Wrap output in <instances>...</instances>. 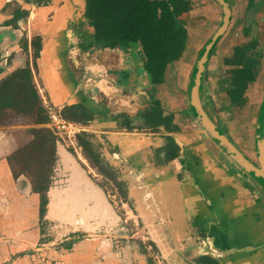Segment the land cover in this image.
I'll list each match as a JSON object with an SVG mask.
<instances>
[{
    "label": "flooded vegetation",
    "instance_id": "1",
    "mask_svg": "<svg viewBox=\"0 0 264 264\" xmlns=\"http://www.w3.org/2000/svg\"><path fill=\"white\" fill-rule=\"evenodd\" d=\"M0 6V89L19 82L29 95L31 87L46 120L35 126L25 112H11L0 129L26 128L34 138L44 128L54 140L37 145L40 161L14 164L16 175L7 164L13 179L29 177L38 196L36 248L59 251L54 264H264V161L256 145L264 0ZM199 62L196 102L215 134L199 124L190 101ZM73 97L89 109L66 105ZM46 103L69 128L63 140L49 127ZM233 114L252 116L243 143L230 126ZM234 150L256 173L236 165ZM53 209L61 211L55 222L45 219Z\"/></svg>",
    "mask_w": 264,
    "mask_h": 264
},
{
    "label": "crops",
    "instance_id": "2",
    "mask_svg": "<svg viewBox=\"0 0 264 264\" xmlns=\"http://www.w3.org/2000/svg\"><path fill=\"white\" fill-rule=\"evenodd\" d=\"M4 45L1 43L0 47ZM15 59L10 62L12 65L16 64ZM22 144L16 143L8 131L0 129V243L7 242L6 249L0 252V264H38L41 260L54 264L52 259L57 257L59 251L52 247H43L42 251L35 246L38 196L32 193L29 177L13 179L5 161ZM58 190L53 188L50 191L52 202L59 193ZM45 216V219L55 222L56 218L61 217V211L53 209Z\"/></svg>",
    "mask_w": 264,
    "mask_h": 264
},
{
    "label": "trees",
    "instance_id": "3",
    "mask_svg": "<svg viewBox=\"0 0 264 264\" xmlns=\"http://www.w3.org/2000/svg\"><path fill=\"white\" fill-rule=\"evenodd\" d=\"M0 90V127L6 126L8 118L7 116L11 112L13 114L17 112H25V114L29 115L30 123L35 126L46 122L45 118L38 113L41 109H39V106L37 105V102L31 93V87L28 88V95L27 90L24 89V86L21 83H11L7 81ZM62 119H64V117H62ZM53 141L52 134L48 130L44 128H38L36 130V136L29 144L18 149L11 156H7L6 161L9 165L12 175H16L14 164H22L25 161H30L32 163V161H40L42 159V157L38 155L39 149H35L38 144H52ZM44 163L47 165L39 169L37 174L40 180V192L43 191L48 184L46 176L50 168L51 160H46ZM25 169L28 170L29 168L26 166ZM35 184L36 185L34 189L37 190L38 182Z\"/></svg>",
    "mask_w": 264,
    "mask_h": 264
},
{
    "label": "water",
    "instance_id": "4",
    "mask_svg": "<svg viewBox=\"0 0 264 264\" xmlns=\"http://www.w3.org/2000/svg\"><path fill=\"white\" fill-rule=\"evenodd\" d=\"M204 61V60H202ZM203 67H202V63L199 62L198 64V68L197 71L195 72V78L194 81L191 85V94L190 96V101L192 103V107L193 110L195 111V113H197V118L199 120V124L206 128V130H208L209 132L215 134V130L212 129V125H210V123L207 121V116L205 115V113H203L200 108L198 107V102L197 101V97H199L200 94L203 93V89H202V80H203ZM192 95V96H191ZM56 104V103H55ZM66 105L69 104H76L79 106H82L86 109H89V106L87 105L86 101L84 99H81L79 97H73L72 100H68L67 102H65ZM70 130L78 133V132H85L84 128H79L74 126L73 124H71L70 122L68 123ZM263 128H264V106L261 110V115L259 118V124H258V131H257V137H256V145H257V151H258V155L260 156V160L261 162L264 161V156H263ZM216 140L220 141V138L218 139L216 136H214ZM230 150V149H229ZM234 161L236 163V165L242 169L244 172H254L256 173V169L255 167L249 163L244 157H242V155L237 154L236 150H234Z\"/></svg>",
    "mask_w": 264,
    "mask_h": 264
},
{
    "label": "rangeland",
    "instance_id": "5",
    "mask_svg": "<svg viewBox=\"0 0 264 264\" xmlns=\"http://www.w3.org/2000/svg\"><path fill=\"white\" fill-rule=\"evenodd\" d=\"M187 52L186 54H188ZM184 54V55H186ZM186 57V56H185ZM252 114V113H251ZM235 115L233 114V118L231 117V128L234 129V132H236L239 135V138L236 140V142L243 143L245 142L248 138V135L251 132V118L252 116H241L239 118L234 117ZM30 130V129H29ZM10 133V137L16 141V143H27L31 141L33 138L32 133L28 131L26 128L22 129L21 128H13L11 131L9 129H6ZM14 133V134H13ZM26 133V134H25ZM12 135V136H11ZM14 137V138H13ZM65 141H67L65 139Z\"/></svg>",
    "mask_w": 264,
    "mask_h": 264
},
{
    "label": "built area",
    "instance_id": "6",
    "mask_svg": "<svg viewBox=\"0 0 264 264\" xmlns=\"http://www.w3.org/2000/svg\"><path fill=\"white\" fill-rule=\"evenodd\" d=\"M44 111L47 115V120L50 129L60 138L64 139L69 133V128L66 125V123L61 120L56 112L53 110V108L49 104L43 105Z\"/></svg>",
    "mask_w": 264,
    "mask_h": 264
}]
</instances>
